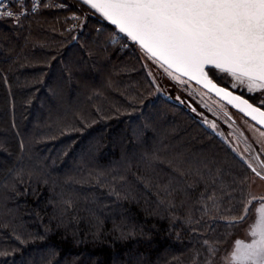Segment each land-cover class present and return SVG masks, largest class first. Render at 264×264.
I'll use <instances>...</instances> for the list:
<instances>
[{"label": "trees", "instance_id": "16d2710c", "mask_svg": "<svg viewBox=\"0 0 264 264\" xmlns=\"http://www.w3.org/2000/svg\"><path fill=\"white\" fill-rule=\"evenodd\" d=\"M58 1L0 18V264H214L251 168L135 43Z\"/></svg>", "mask_w": 264, "mask_h": 264}, {"label": "snow or ice", "instance_id": "6c2138e0", "mask_svg": "<svg viewBox=\"0 0 264 264\" xmlns=\"http://www.w3.org/2000/svg\"><path fill=\"white\" fill-rule=\"evenodd\" d=\"M169 69L231 96L209 78L219 70L264 93V0H82ZM11 17L12 12L0 13ZM233 87H236L234 84ZM260 124V106L234 97ZM231 103V100L229 101ZM242 108L241 111H244ZM264 135V133H262ZM259 175V173H257ZM252 231L259 239L233 253V264H264V203ZM242 245V241H237Z\"/></svg>", "mask_w": 264, "mask_h": 264}, {"label": "rangeland", "instance_id": "374dc122", "mask_svg": "<svg viewBox=\"0 0 264 264\" xmlns=\"http://www.w3.org/2000/svg\"><path fill=\"white\" fill-rule=\"evenodd\" d=\"M36 1L37 0H18L16 3L18 7L21 8V13H19L17 17L19 18L28 14L30 11L25 10L29 8L27 5H29L32 10V7L34 8L33 3L35 4ZM58 4L62 7L67 6V3L62 0H59ZM40 5L41 0H39V6ZM87 6L90 7L89 5ZM91 10H93L95 15L101 16L94 9L91 8ZM0 18L10 17L0 16ZM79 20V17L76 16L71 25L73 29H83L86 19L83 18L81 21ZM116 31L117 34L115 39L127 37V39L130 40L128 36L118 31L117 28ZM136 45L142 54L149 75L154 80L156 87L159 88V92L157 93H162L172 101L178 102L195 112L200 117V121L207 125L212 132L223 138L228 145L237 150L238 153L255 168L256 173L252 170L250 194L242 215L244 218L239 219L240 223L237 235L231 239L227 248L217 256L214 262V264H233V253L236 252L238 248L242 250L243 245L251 244L253 240L259 239L258 235H252V231L258 220L257 209L260 207L261 203H264V135H262L264 131L251 120L237 112L235 108L229 107L226 102L217 98L200 85L170 70L157 59L151 57L138 44ZM209 72L214 79L216 78L217 82L220 84L223 83L222 85L228 83L230 87L224 86L229 87L237 93H239L237 89H242L246 94L255 96L258 99L264 98V93H261L259 89H254L252 92H249L247 81L241 83L236 80L235 77L220 72L218 69ZM234 84L236 87H233ZM241 95L244 96L243 94ZM257 173H259V175ZM247 205H249L248 208ZM246 209H248V211H246ZM251 209L252 214H250ZM237 241H242L243 244L237 245Z\"/></svg>", "mask_w": 264, "mask_h": 264}, {"label": "water", "instance_id": "95a60500", "mask_svg": "<svg viewBox=\"0 0 264 264\" xmlns=\"http://www.w3.org/2000/svg\"><path fill=\"white\" fill-rule=\"evenodd\" d=\"M80 1H82V0H80ZM95 10V9H94ZM96 11V10H95ZM98 13V12H97ZM100 14V13H99ZM101 15V14H100ZM101 17L102 18H104L102 15H101ZM105 19V18H104ZM105 20H107V19H105ZM109 23H111L109 20H107ZM112 24V23H111ZM112 25H114V24H112ZM114 26H116V28L118 29V31H119V28H118V26L117 25H114ZM122 33V32H121ZM124 35H126L125 33H123ZM127 36V35H126ZM130 39V38H129ZM131 40V39H130ZM132 41V40H131ZM134 42V41H133ZM136 43V42H135ZM136 44H138V43H136ZM139 45V44H138ZM140 46V45H139ZM141 47V46H140ZM142 48V47H141ZM144 51H145V49L144 48H142ZM149 54V53H148ZM150 55V54H149ZM154 58V57H153ZM156 59V58H155ZM158 60V59H157ZM159 61V60H158ZM159 62H161L162 63V61H159ZM167 68H168V66L167 65H165ZM211 66H207L206 67V71H208V75H209V78L210 79H212V81H213V83L214 84H216L217 85V87L218 88H222V89H226L227 90V92H230L232 95L231 96H226L224 93H220V94H217V92H216V90H214V89H212V88H206V87H204V85L202 84V83H197V81L196 80H193V79H190L188 76H184V75H182V74H180V73H178V72H176L174 69H170V70H172V71H174L175 73H177V74H179V75H181V76H183V77H185V78H187V79H189V80H191V81H193L194 83H196V84H198V85H200L202 88H204V89H206L207 91H209L211 94H213V95H215L216 97H218L219 99H221V100H223L224 102H226L227 104H229L230 106H232L233 108H235L236 110H238V111H240L241 113H243V114H245L247 117H249L251 120H253L252 119V116L251 115H248L247 114V109L245 108V106L243 105V104H240V102L239 101H237L236 99H234V97H241L242 99H245V100H248L249 101V103H251V104H253V106H259V105H257V104H255V103H253V102H251L248 98H246V97H244V96H242L241 94H239V93H237V92H235V91H233L232 89H230L229 87H226V86H224V85H222V84H220L219 82H217L211 75H210V72H209V68H210ZM157 89H158V92H159V88L157 87ZM162 94V93H161ZM162 95H164V94H162ZM165 96V95H164ZM231 100V103L229 102ZM242 108H245V110L244 111H241V109ZM262 110H264L263 108H262ZM258 120H259V117L257 118V120H253L254 122H256L258 125H260V126H262L263 128H264V124H260L259 122H258ZM207 126V125H206ZM208 127V126H207ZM223 139V138H222ZM224 140V139H223ZM225 141V140H224ZM226 142V141H225ZM227 143V142H226ZM233 151H234V153L243 161V162H245L246 164H248V166L249 167H251V170H253V171H255V168H254V166L251 164V163H249L247 160H245L239 153H238V151L237 150H235L232 146H230V145H228ZM256 172V171H255ZM248 206L249 205H247V208H248ZM246 211H248V209H246ZM244 217H241V219H243Z\"/></svg>", "mask_w": 264, "mask_h": 264}, {"label": "built area", "instance_id": "2783aa9c", "mask_svg": "<svg viewBox=\"0 0 264 264\" xmlns=\"http://www.w3.org/2000/svg\"><path fill=\"white\" fill-rule=\"evenodd\" d=\"M18 0H1L0 1V13H6L8 11L12 12L13 15L10 17V18H15V19H18V15L19 13H21V8L18 7L17 5V2ZM34 8L32 7V10H31V7L29 5H27V7L29 8H26L25 10H29L30 12L33 11V10H36L39 8V0L36 1V3L34 4ZM0 16H4V17H7V15H0Z\"/></svg>", "mask_w": 264, "mask_h": 264}, {"label": "flooded vegetation", "instance_id": "af4514ba", "mask_svg": "<svg viewBox=\"0 0 264 264\" xmlns=\"http://www.w3.org/2000/svg\"><path fill=\"white\" fill-rule=\"evenodd\" d=\"M214 78V77H213ZM215 80H216V78H215ZM223 84V83H222ZM224 85H226V86H229L230 87V85L228 84V83H226V84H224ZM237 91L239 92V93H241V94H243L244 96H246L249 100H251L253 103H255V104H257V105H259L258 103H257V100H258V98L257 97H255V96H252V95H249V94H246V92L244 91V90H240V89H237ZM215 96V95H214ZM218 98V97H217ZM229 107H231V108H233L232 106H230L229 104H227ZM260 106V105H259ZM234 109V108H233ZM264 109V108H263ZM236 110V109H235ZM237 112H239L241 115H243L245 118H247V119H249V120H251L249 117H247L245 114H243V113H241L240 111H238L237 110ZM253 123H255L258 127H260L263 131H264V128L262 127V126H260V125H258L256 122H254L253 120H251ZM248 165V164H247ZM251 168V167H250ZM256 173V172H255ZM263 195H264V192H263ZM264 202V201H263ZM251 211H252V209L250 210V214H252L251 213ZM249 214V215H250ZM254 214V213H253Z\"/></svg>", "mask_w": 264, "mask_h": 264}]
</instances>
